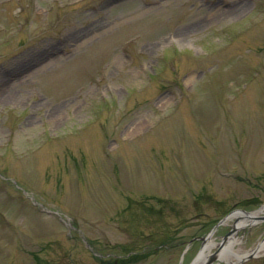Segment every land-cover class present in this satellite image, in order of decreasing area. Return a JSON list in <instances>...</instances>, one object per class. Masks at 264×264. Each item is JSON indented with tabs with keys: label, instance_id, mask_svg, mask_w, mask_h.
<instances>
[{
	"label": "rangeland",
	"instance_id": "1",
	"mask_svg": "<svg viewBox=\"0 0 264 264\" xmlns=\"http://www.w3.org/2000/svg\"><path fill=\"white\" fill-rule=\"evenodd\" d=\"M262 206L264 0H0V264H190Z\"/></svg>",
	"mask_w": 264,
	"mask_h": 264
},
{
	"label": "bare ground",
	"instance_id": "2",
	"mask_svg": "<svg viewBox=\"0 0 264 264\" xmlns=\"http://www.w3.org/2000/svg\"><path fill=\"white\" fill-rule=\"evenodd\" d=\"M263 212H264V207L261 208L259 211L253 213L250 217H245V221H243L242 225L238 224L237 229H239L241 226L251 225V223L255 222L258 216H260ZM236 243H239V240L233 236L230 240H228L227 246H229L230 250H232ZM214 245H215V242L213 241V239L212 238L208 239L204 247L205 249L204 252L194 264H202V261L206 259V257L208 256V254L210 253ZM253 251L256 253V256L258 257L261 256L262 253L264 252V241H261L251 252ZM232 252L233 254H235V257H236L235 259L237 263L241 262L247 255L251 253V252H246V253L241 254L233 250ZM227 261H230V260H227Z\"/></svg>",
	"mask_w": 264,
	"mask_h": 264
},
{
	"label": "water",
	"instance_id": "3",
	"mask_svg": "<svg viewBox=\"0 0 264 264\" xmlns=\"http://www.w3.org/2000/svg\"><path fill=\"white\" fill-rule=\"evenodd\" d=\"M264 220V217L262 218ZM222 223V222H221ZM217 229V227L214 228L213 232ZM237 231V227H234V229L229 232L222 240V242L219 244V249L218 251H216L213 254H210L207 259L202 263V264H214V262H216L217 260H220L222 252L224 251V244L227 242V240L229 239V237L231 235H233L235 232ZM225 252V251H224ZM196 261V260H195ZM195 261L193 262V264L195 263Z\"/></svg>",
	"mask_w": 264,
	"mask_h": 264
}]
</instances>
